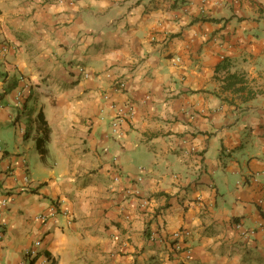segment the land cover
I'll use <instances>...</instances> for the list:
<instances>
[{
	"label": "crops",
	"instance_id": "crops-1",
	"mask_svg": "<svg viewBox=\"0 0 264 264\" xmlns=\"http://www.w3.org/2000/svg\"><path fill=\"white\" fill-rule=\"evenodd\" d=\"M0 224V264H264V0H0Z\"/></svg>",
	"mask_w": 264,
	"mask_h": 264
},
{
	"label": "trees",
	"instance_id": "trees-1",
	"mask_svg": "<svg viewBox=\"0 0 264 264\" xmlns=\"http://www.w3.org/2000/svg\"><path fill=\"white\" fill-rule=\"evenodd\" d=\"M236 76H230V78H235ZM38 136L36 138V144L38 151L40 152L41 155H45L47 153V144L50 139V134H51V128L46 121L43 112H39L38 114ZM177 244H179L178 239H173L171 241L172 247L177 250ZM187 248H183L180 250H185ZM178 250V251H180Z\"/></svg>",
	"mask_w": 264,
	"mask_h": 264
},
{
	"label": "built area",
	"instance_id": "built-area-1",
	"mask_svg": "<svg viewBox=\"0 0 264 264\" xmlns=\"http://www.w3.org/2000/svg\"><path fill=\"white\" fill-rule=\"evenodd\" d=\"M60 1H66V0H60ZM5 50V49H4ZM81 71H82V73H83V75L85 76V77H88V74L81 68L80 69ZM107 76L108 77H111V74H107ZM126 88V83L124 82V81H119V82H117V85H116V90H118V91H122V90H124ZM19 95H21V93H19ZM107 97V96H106ZM129 109V114H131L132 113V107H129L128 108ZM121 114H122V112H120ZM116 180H119V176H116ZM6 203H7V200H4L3 201V205L5 206L6 205ZM146 204V202L144 201V204H143V206ZM173 236H174V238L175 239H178L179 240V238H187V237H189L190 236V232L188 231V230H182V231H176L174 234H173ZM2 237H3V228H2V224H0V239H2ZM180 243L181 242H179V244H177L176 246H177V249H182L183 247L180 245ZM182 247V248H181ZM37 254H38V252L35 250V249H30V250H27V252H26V255L28 256V257H36L37 256Z\"/></svg>",
	"mask_w": 264,
	"mask_h": 264
},
{
	"label": "rangeland",
	"instance_id": "rangeland-1",
	"mask_svg": "<svg viewBox=\"0 0 264 264\" xmlns=\"http://www.w3.org/2000/svg\"><path fill=\"white\" fill-rule=\"evenodd\" d=\"M182 248V247H181ZM177 250H180V249H177Z\"/></svg>",
	"mask_w": 264,
	"mask_h": 264
}]
</instances>
